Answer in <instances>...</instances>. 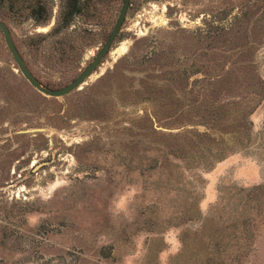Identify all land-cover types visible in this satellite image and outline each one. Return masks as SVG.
Listing matches in <instances>:
<instances>
[{"label": "rangeland", "instance_id": "rangeland-1", "mask_svg": "<svg viewBox=\"0 0 264 264\" xmlns=\"http://www.w3.org/2000/svg\"><path fill=\"white\" fill-rule=\"evenodd\" d=\"M39 1L0 20L60 89L124 0ZM0 264H264V0H132L63 98L0 31Z\"/></svg>", "mask_w": 264, "mask_h": 264}, {"label": "water", "instance_id": "water-1", "mask_svg": "<svg viewBox=\"0 0 264 264\" xmlns=\"http://www.w3.org/2000/svg\"><path fill=\"white\" fill-rule=\"evenodd\" d=\"M132 0H124L121 11L117 18V21L108 37L106 42L99 49L97 55L94 57L92 62L78 75L73 81H71L68 85L60 89H51L46 87L39 81L36 76L32 73L30 68L28 67L26 61L20 54L18 48L15 45L13 40L11 31L9 27L0 20V31L3 34L5 44L10 54L12 55L18 71L22 74V76L26 79V81L38 92L43 94L46 97L51 98H63L75 90L80 89L87 80L92 76V74L98 69L99 65L105 59V57L110 52L128 14L129 8L131 6Z\"/></svg>", "mask_w": 264, "mask_h": 264}, {"label": "trees", "instance_id": "trees-1", "mask_svg": "<svg viewBox=\"0 0 264 264\" xmlns=\"http://www.w3.org/2000/svg\"><path fill=\"white\" fill-rule=\"evenodd\" d=\"M80 0H65L62 15L56 31L68 28L76 14L81 12ZM23 10H30L31 15L39 23L46 22L48 18V9L44 2L39 1L37 7L32 5L31 0H0V17L4 13H19Z\"/></svg>", "mask_w": 264, "mask_h": 264}]
</instances>
